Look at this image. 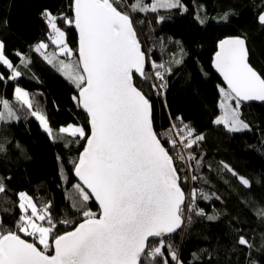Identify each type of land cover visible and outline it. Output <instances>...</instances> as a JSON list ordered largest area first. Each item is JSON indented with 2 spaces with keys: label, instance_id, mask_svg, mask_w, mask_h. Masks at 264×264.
I'll return each mask as SVG.
<instances>
[{
  "label": "snow or ice",
  "instance_id": "6c2138e0",
  "mask_svg": "<svg viewBox=\"0 0 264 264\" xmlns=\"http://www.w3.org/2000/svg\"><path fill=\"white\" fill-rule=\"evenodd\" d=\"M69 8L71 15L57 16L47 8L41 12L51 30L48 39L55 50L44 51L49 44L40 42L35 51L74 84L78 94L73 100L87 115V127L68 125L59 129L75 137L74 143L84 141L82 152L72 162V172L79 182L68 191L69 207L82 219L59 221L73 225L72 229L54 235L58 227L53 222L51 205L38 208L29 194L17 193L20 214L16 230L7 229L0 219V264H183L166 237L180 229L185 219L191 223V216L186 217L185 212L206 216L209 221L218 218L196 208L195 189L186 197L182 188L189 177H182L179 162L195 160V167L200 168L203 158L183 154L178 145L192 149L205 137L194 136L187 124L181 128L172 125L174 139L161 138L154 130L153 105L138 81L162 95L167 88L165 76L172 74V68L152 60L142 49L132 14L178 8L186 11V6L181 0H70ZM230 12L222 19L227 20ZM256 19L264 28V11ZM58 20L76 30L75 48L69 46ZM163 20L159 16L157 23ZM15 55L21 64L31 63L20 52ZM61 56L67 59H59ZM171 63L180 65L183 59H173ZM146 65L153 70L151 73L146 72ZM214 66L227 87L219 88L221 115L213 123L229 132L250 130V125L241 119L240 108L243 102L264 101V75L249 62L247 38L218 41ZM0 67L8 73L5 76L0 72V82L16 80L22 74L5 54L3 41ZM149 80L160 83L149 84ZM14 94L16 101L52 136L46 116L33 109L29 92L16 87ZM0 105V122L18 118L7 99L0 100ZM221 163L242 187L251 190L248 178ZM8 179L0 177V194L7 193ZM190 179L198 177L192 175ZM89 201L98 205V214L88 207ZM254 215L264 221V204L255 206ZM234 244L249 252L254 248L244 235L238 234ZM49 249L53 255L48 254ZM249 264L257 262L249 260Z\"/></svg>",
  "mask_w": 264,
  "mask_h": 264
},
{
  "label": "trees",
  "instance_id": "16d2710c",
  "mask_svg": "<svg viewBox=\"0 0 264 264\" xmlns=\"http://www.w3.org/2000/svg\"><path fill=\"white\" fill-rule=\"evenodd\" d=\"M69 2L0 0V41L5 44V54L22 73L16 80L0 82V100H9L19 118L10 123L0 122V145L4 147L0 151V177H10L6 181L7 193L0 194V219L9 230H16L14 225L20 214L16 194L19 192L33 197L40 208L51 205L53 222L58 227L54 235L72 229L73 225L59 221L79 222L82 219L69 207L62 168L67 174V187L78 183L72 172V162L82 152L84 141L74 143L75 137L62 134L59 129L68 125L87 127V115L73 100L78 89L35 51L40 42H47L50 49L55 48L48 39L51 30L41 12L47 8L57 16L61 13L71 15ZM181 2L186 11L178 8L134 13L135 27L144 50L152 60L172 68V74L165 76L167 88L162 95L143 81L138 83L153 105L154 129L161 138L171 139L169 133L173 124L177 128L187 124L194 136L204 135L203 141L189 149L192 155L203 158L200 168L195 167V160L190 161L191 175L198 179L191 180L186 164L179 162L182 177H189L183 181L182 188L186 194L195 189L196 208L218 218L209 221L206 216L191 212V223L187 221L183 230L166 239L176 249L183 264H249V260L264 264V221L254 215L255 206L264 204V101L241 105L242 118L250 125V130L229 132L222 125L213 123L221 114L219 88H225L214 68L218 41L246 37L250 62L264 75V28L256 19L258 13L264 11V0ZM229 10L228 19L223 20ZM159 16L164 20L157 23ZM57 24L66 32L69 46L75 48L76 30L59 20ZM16 52L31 63L21 64ZM180 58L183 59L180 65L171 63ZM152 71L147 66L146 72ZM0 72L8 75L2 67ZM153 82L160 83L154 80L148 83ZM17 86L29 92L35 109L46 116L52 136L31 117L26 107L16 101L14 89ZM0 111H3L2 105ZM170 154L175 155V152ZM221 162L248 178L251 190L242 187ZM203 195L210 198L202 199ZM88 207L97 208L94 201H89ZM238 234L252 241L254 248L250 252L235 246ZM48 254H53L52 249Z\"/></svg>",
  "mask_w": 264,
  "mask_h": 264
},
{
  "label": "rangeland",
  "instance_id": "374dc122",
  "mask_svg": "<svg viewBox=\"0 0 264 264\" xmlns=\"http://www.w3.org/2000/svg\"><path fill=\"white\" fill-rule=\"evenodd\" d=\"M132 15H134V13L132 14ZM44 43H47V42H44ZM48 44V43H47ZM55 50V48L54 47H52L51 49L50 48H48V49H46V50H44V51H46V52H48V53H51V52H53ZM40 54V53H39ZM59 59H67V58H65V57H63V56H61V57H59ZM72 59V61L74 62L75 61V57H72L71 58ZM15 67H16V65H15ZM53 67V66H52ZM17 68V67H16ZM54 68H56V67H54ZM74 85V84H73ZM17 87H20V86H17ZM21 88V87H20ZM23 89V88H22ZM25 90V89H24ZM27 91V90H26ZM9 101V100H8ZM9 103H10V105H11V102L9 101ZM33 109L34 110H36L35 109V107L33 106ZM13 110H14V108H13ZM15 111V110H14ZM16 112V111H15ZM240 112H241V109H240ZM221 115V114H220ZM16 116H17V114H16ZM18 117V116H17ZM18 119L19 118H17V119H14V120H12V121H10V122H14V121H18ZM241 119L243 120V121H245L243 118H242V114H241ZM10 122H8V123H10ZM246 122V121H245ZM245 131V130H244ZM169 137L171 138V139H174V137H172V133L170 132L169 133ZM188 153H191L190 151H189V149H188ZM62 177H63V180H64V185H65V187H66V193H67V196H68V191H69V189L71 188V186L70 187H67V174L64 172V169L62 168ZM190 186H191V184H190ZM93 211H97L98 212V208H95ZM187 216H189V212H188V214H187Z\"/></svg>",
  "mask_w": 264,
  "mask_h": 264
},
{
  "label": "water",
  "instance_id": "95a60500",
  "mask_svg": "<svg viewBox=\"0 0 264 264\" xmlns=\"http://www.w3.org/2000/svg\"><path fill=\"white\" fill-rule=\"evenodd\" d=\"M138 34V33H137ZM78 35V34H77ZM247 44H248V42H247ZM141 45H142V49L144 50V46H143V44L141 43ZM248 48H249V46H248ZM249 62H250V51H249ZM250 64H251V62H250ZM252 65V64H251ZM253 66V65H252ZM214 68H215V66H214ZM146 69H147V65H146ZM145 69V70H146ZM215 71H216V73L220 76V78H221V80H222V82H223V84H224V86H225V88L227 87L226 86V82L223 80V77H222V75L216 70V68H215ZM262 101H247V102H243V103H246V104H258V103H261ZM81 108V107H80ZM82 109V108H81ZM153 128H154V123H153ZM155 130V129H154ZM74 175V174H73ZM74 178L76 179V181L77 182H79L78 181V178H76L75 176H74ZM185 192V191H184ZM185 195H186V193H185ZM96 204V203H95ZM96 206H97V208H98V205L96 204ZM98 211H99V209H98ZM183 228V225H182V227L180 228V229H178L175 233H173V234H171L170 236H173V235H176V234H178L180 231H181V229ZM170 236H168V237H170ZM24 238H26V237H24ZM27 239V238H26ZM53 251V250H52ZM53 254H54V251H53ZM53 254H49V255H53Z\"/></svg>",
  "mask_w": 264,
  "mask_h": 264
},
{
  "label": "built area",
  "instance_id": "2783aa9c",
  "mask_svg": "<svg viewBox=\"0 0 264 264\" xmlns=\"http://www.w3.org/2000/svg\"><path fill=\"white\" fill-rule=\"evenodd\" d=\"M170 132L172 133V137L175 138V129H173V127L171 128ZM178 148L180 149V151H181L183 154H185V155L189 154V153H188V149H183L182 146H179V145H178ZM183 162L186 164V166H187V168H188V170H189V173H190V177H191V176H192V175H191V162H190V161H183ZM190 184H191L190 187H192L193 184H192L191 181H190ZM191 190H192V189H191ZM191 192H192V191H190L188 194H186V197L189 196V194H190ZM186 203H188L187 200H186ZM187 214H188V212L186 211V212H185V216H186V217H187ZM186 222H187V219H185V221H184V226H185Z\"/></svg>",
  "mask_w": 264,
  "mask_h": 264
},
{
  "label": "crops",
  "instance_id": "0c3cea01",
  "mask_svg": "<svg viewBox=\"0 0 264 264\" xmlns=\"http://www.w3.org/2000/svg\"><path fill=\"white\" fill-rule=\"evenodd\" d=\"M47 119V118H46ZM47 121H48V119H47ZM48 124H49V122H48ZM50 127V126H49Z\"/></svg>",
  "mask_w": 264,
  "mask_h": 264
},
{
  "label": "bare ground",
  "instance_id": "6f19581e",
  "mask_svg": "<svg viewBox=\"0 0 264 264\" xmlns=\"http://www.w3.org/2000/svg\"><path fill=\"white\" fill-rule=\"evenodd\" d=\"M184 228H182L181 230H183Z\"/></svg>",
  "mask_w": 264,
  "mask_h": 264
}]
</instances>
